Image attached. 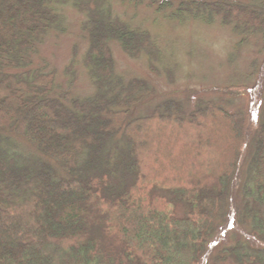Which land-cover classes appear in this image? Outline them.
I'll return each mask as SVG.
<instances>
[{"label": "trees", "instance_id": "1", "mask_svg": "<svg viewBox=\"0 0 264 264\" xmlns=\"http://www.w3.org/2000/svg\"><path fill=\"white\" fill-rule=\"evenodd\" d=\"M69 1L86 14L84 64L95 92L83 98L57 95L55 72L34 66ZM129 2L216 16L264 37V0ZM113 42L130 57L146 55L153 70L161 55L111 0H0V264H264V105L253 127L248 113L211 100L188 111L168 99L134 116L156 91L116 71ZM17 140L46 162L28 163ZM238 193L247 239L212 259L211 239Z\"/></svg>", "mask_w": 264, "mask_h": 264}, {"label": "rangeland", "instance_id": "2", "mask_svg": "<svg viewBox=\"0 0 264 264\" xmlns=\"http://www.w3.org/2000/svg\"><path fill=\"white\" fill-rule=\"evenodd\" d=\"M111 4L114 13L130 26L149 32L161 53L153 70L146 55L133 58L119 43L112 44L116 71L127 80L146 79L156 91V96L134 109V116L150 113L156 104L168 99L181 102L188 111L201 100H211L227 111L248 113L252 127L257 124L259 110L264 105L261 34H239L216 16L211 20L175 16L167 10L157 11L146 2L135 5L129 0H111ZM62 11V28L43 38L33 56L34 66L55 72L57 95L69 91L74 97H87L95 92V86L84 64L89 46L83 29L86 14L70 1L63 5ZM16 143L28 163L36 166L46 162L24 142ZM246 150L238 172L239 185L248 174L251 161L249 148ZM233 198L226 227L211 239L212 259L222 248L241 238L247 239V229L239 215L244 211V202L240 193ZM225 264H233V260L230 258Z\"/></svg>", "mask_w": 264, "mask_h": 264}]
</instances>
